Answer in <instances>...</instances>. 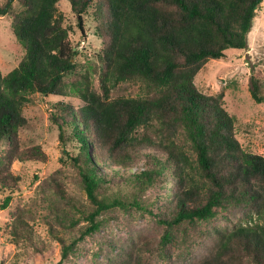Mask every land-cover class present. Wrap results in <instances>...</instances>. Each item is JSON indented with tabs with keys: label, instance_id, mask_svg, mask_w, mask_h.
I'll return each mask as SVG.
<instances>
[{
	"label": "trees",
	"instance_id": "obj_1",
	"mask_svg": "<svg viewBox=\"0 0 264 264\" xmlns=\"http://www.w3.org/2000/svg\"><path fill=\"white\" fill-rule=\"evenodd\" d=\"M62 1L0 3L24 48L8 73L0 68V208L24 191L15 160H49L41 143L21 137L24 107L32 94L56 95L50 119L72 148L32 183L63 262L77 263L89 237L136 209L158 232L122 245L105 264H183L197 247L202 254L188 264H264V154L238 140L224 94L196 84L209 60L246 48L263 0H66L84 36L91 12L103 43L85 63ZM123 82L140 93L114 96ZM252 95L264 101L260 73ZM36 219V209L21 207L0 221V247H17L25 264L55 250Z\"/></svg>",
	"mask_w": 264,
	"mask_h": 264
},
{
	"label": "rangeland",
	"instance_id": "obj_2",
	"mask_svg": "<svg viewBox=\"0 0 264 264\" xmlns=\"http://www.w3.org/2000/svg\"><path fill=\"white\" fill-rule=\"evenodd\" d=\"M3 0H0V3ZM65 12L67 23H73L70 38L79 50L78 59L85 63L88 58H94L95 52L103 44L95 34V21L91 12L86 16L87 35L84 36L72 15L70 4L63 0L60 6ZM24 48L12 28V18L8 15H0V68L4 74L15 67L21 59ZM264 0L257 10L253 24L248 32V45L244 49H230L227 55L221 59H211L196 76V84L199 89L207 94L223 93L224 105L235 118L238 140L248 149L264 154V101L257 102L252 95V76L260 73L264 77ZM261 61V63H257ZM140 93L139 86L132 82H123L113 90V95H137ZM59 97L56 95L32 94L31 101L25 107V115L28 123L22 128L21 137L24 141H35L41 143L49 154L47 162L22 163L15 160L13 170L23 178L21 185L24 189L20 194H15L14 200L7 208H0V221L6 223L17 214L21 207H32L36 209L37 217L33 221L38 232L55 246L53 255L41 256L39 254L31 264H69L61 260L60 245L52 238L43 215L47 213L41 198L36 196L35 186L32 183L34 175L40 173L42 177L57 170L61 165L60 156L63 149L72 148L70 140L64 143L59 137V128L50 119L52 103ZM75 104L81 100L75 97H67ZM136 169V168H135ZM133 169V170H135ZM156 188L155 192H162ZM2 194L0 193V201ZM120 217L114 218L106 227L89 237L86 241L87 251L77 258L75 264H105L109 257L117 255L119 247L131 244L138 238L150 236L157 231L153 219L142 215L139 211L121 210ZM224 225H227L224 222ZM114 253H111L113 246ZM130 246V245H129ZM102 248L99 256L95 259L93 250ZM17 247L10 249L9 245L0 247V264H25L16 256ZM202 254L198 247L194 254L183 264H188ZM110 259V258H109ZM153 264H176L163 259H154Z\"/></svg>",
	"mask_w": 264,
	"mask_h": 264
}]
</instances>
